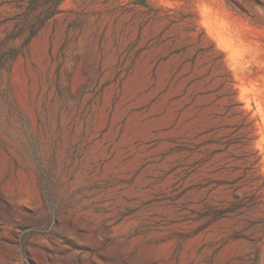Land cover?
<instances>
[{"label": "rangeland", "instance_id": "1", "mask_svg": "<svg viewBox=\"0 0 264 264\" xmlns=\"http://www.w3.org/2000/svg\"><path fill=\"white\" fill-rule=\"evenodd\" d=\"M0 264H264V0H0Z\"/></svg>", "mask_w": 264, "mask_h": 264}]
</instances>
